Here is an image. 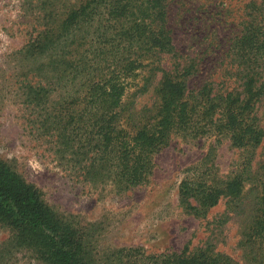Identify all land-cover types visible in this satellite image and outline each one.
<instances>
[{"label": "trees", "instance_id": "16d2710c", "mask_svg": "<svg viewBox=\"0 0 264 264\" xmlns=\"http://www.w3.org/2000/svg\"><path fill=\"white\" fill-rule=\"evenodd\" d=\"M187 1L39 0L28 39L13 55V81L6 85L0 75V108L5 101L21 107L24 132L48 145L62 170L116 195L145 185L153 157L173 138L226 139L248 152L242 168L225 179H183L179 203L195 218L223 199L239 213L243 185L254 178V151L264 139L255 114L264 97V0H243L235 16L238 30L226 41L225 54L239 85L223 92L208 81L193 86L201 61L176 48L169 12ZM231 1L222 0L223 9ZM165 57L173 61L169 68L161 66ZM145 69L138 93L151 91L153 100L137 109V94L126 97V89ZM258 170L260 196L239 241L248 264L264 260V164ZM0 229L8 232L0 241V264H15L22 252L35 264H237L212 246L160 254L139 247L100 252L93 226L53 212L2 160Z\"/></svg>", "mask_w": 264, "mask_h": 264}, {"label": "rangeland", "instance_id": "374dc122", "mask_svg": "<svg viewBox=\"0 0 264 264\" xmlns=\"http://www.w3.org/2000/svg\"><path fill=\"white\" fill-rule=\"evenodd\" d=\"M39 0H0V75L7 85L13 79L16 61L13 55L27 41ZM228 3V2H227ZM243 0H232L223 9L222 0H189L187 6H172L168 24L176 48L201 61V73L192 81H204L214 91L236 89V66L225 54V43L235 31ZM201 4L205 6L198 8ZM232 8V9H231ZM226 10V11H225ZM231 36V37H232ZM173 64L167 57L161 66ZM147 70L139 71L128 81L126 97L136 95L135 105L149 106L151 91L139 94ZM255 114L264 129V97L255 106ZM24 112L11 101L0 108V160L27 184L38 191L41 200L53 212L78 225L93 226L100 252L139 247L148 254L178 253L184 248L212 246L215 252L230 257L237 264H248L239 247L241 232L249 221L260 196L259 167L264 164V139L254 151L251 163L253 180L243 185L239 213L229 209L226 199L209 210L204 218H195L179 203L178 188L183 179L208 175L225 179L242 168L246 152L230 146L226 139L216 143L214 137L196 140L173 138L153 157L154 167L148 182L121 195L111 189L94 190L77 182L62 170L48 145L34 141L24 132ZM261 174V173H260ZM8 232L0 229V241ZM264 258V250L262 252ZM15 264H35L30 255L15 254ZM264 264V260L263 263Z\"/></svg>", "mask_w": 264, "mask_h": 264}]
</instances>
